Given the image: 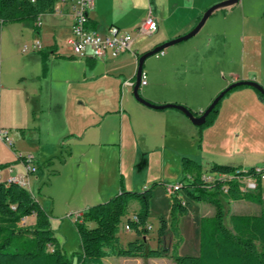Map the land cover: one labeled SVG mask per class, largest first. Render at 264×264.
I'll list each match as a JSON object with an SVG mask.
<instances>
[{
    "label": "crops",
    "instance_id": "0c3cea01",
    "mask_svg": "<svg viewBox=\"0 0 264 264\" xmlns=\"http://www.w3.org/2000/svg\"><path fill=\"white\" fill-rule=\"evenodd\" d=\"M222 1L95 0L89 12L90 28L106 34L116 26L134 38L131 52L101 61L73 54L70 40L77 0H58L55 13L39 18V32L22 22L0 23L1 102L5 98L20 107L16 122L4 125L0 121V127L23 130L11 144L0 142V164H10L0 170V181L15 178L26 188L40 183V177L26 174L19 157L32 153L38 165L52 160L50 167L60 164L53 170L54 177L69 179L79 187L80 215L108 201L122 185L127 190L140 180L148 188L151 184L142 177V170L149 164L165 170L177 159L181 167L182 157L190 156L206 161L208 167L217 164L247 170L263 165L260 156L237 157L231 149L221 150L218 159L203 157L200 150L212 127L200 136L183 113L148 108L135 100L133 87L125 86L136 80L141 55L189 33L210 7ZM150 14L158 25L152 36L138 32ZM37 41L40 49L34 47ZM163 53L157 67L149 69L150 82L139 90L153 104L183 105L199 116L234 82L255 81L264 87V0H239L215 11L190 41ZM213 74L217 81L210 87L199 89L190 81L191 76L207 80ZM222 125L232 129L224 130ZM213 126L226 144L241 135L263 140L264 102L253 88H236L223 99ZM192 143H196L194 152ZM34 222L32 216L22 224Z\"/></svg>",
    "mask_w": 264,
    "mask_h": 264
},
{
    "label": "trees",
    "instance_id": "16d2710c",
    "mask_svg": "<svg viewBox=\"0 0 264 264\" xmlns=\"http://www.w3.org/2000/svg\"><path fill=\"white\" fill-rule=\"evenodd\" d=\"M57 2L58 0H0V23L22 22L39 32V18L55 13ZM255 91L264 102V97ZM223 99L207 117L206 123L197 127L200 136L205 128L215 123ZM22 158L21 156L18 160ZM51 165L52 160H49L39 164L38 168ZM9 166L10 164H0V170ZM181 168L184 178L176 183L179 187L170 194V217L173 226L176 224L177 235L179 220L189 212L180 192L195 202H211L215 213L201 218L199 255H170L174 264H264V197L261 182L259 181L256 190L244 191L235 179L207 181L204 177L208 174L232 175L237 170H244L212 164L209 173H205L200 163L186 156L181 159ZM247 170L252 171L253 168ZM158 185L163 183H153L142 192L126 190L122 185L120 191L108 201L91 206L76 216L75 227L81 251L74 254L71 260L55 238L47 212L33 194L17 182L0 181V264H104V260L112 256L147 260L166 258L169 256L167 249H151L145 240L151 201ZM241 200L261 206V212L258 215L232 214L228 226L225 223L227 205ZM133 201L139 204V211L134 218L127 220V227L137 238L124 248L120 245L118 234L122 219ZM32 216H35L34 224H22L24 219ZM92 223L94 227L90 226ZM166 228V222L161 219L159 242Z\"/></svg>",
    "mask_w": 264,
    "mask_h": 264
},
{
    "label": "rangeland",
    "instance_id": "374dc122",
    "mask_svg": "<svg viewBox=\"0 0 264 264\" xmlns=\"http://www.w3.org/2000/svg\"><path fill=\"white\" fill-rule=\"evenodd\" d=\"M65 35H67V32H65ZM26 39L30 40L31 37ZM190 40H187V42ZM159 59L160 58H158L157 55H154L145 61L144 73L148 74V82H150L149 69H151L152 67L156 68ZM202 79L203 78H201L200 76L190 77L191 83L193 85H196L199 89L204 87H210L211 85H213V83L217 81L215 74H213L212 76L209 75L207 80ZM141 90H143L142 87ZM226 97L224 99H226ZM18 108H20L18 105L14 104L12 101H7L5 98L1 102L0 96V121L4 125L15 123V117L19 113ZM11 109L15 110V112H12ZM213 125L205 128V130H207L212 127V129L209 130L211 131V133L208 132L207 134V144H204L202 149L200 150V153L203 157H207L210 159H218L220 158V156H222L220 153L221 150L226 151L231 149L237 151V157H243L244 155H247L248 157L260 156L264 159V139L255 140L252 138H246V136L241 135L239 140L233 139L231 141L229 139L232 143L226 144V142H221V139L218 137L217 134L218 129ZM221 128L224 130L232 129L224 128L223 125ZM1 130L5 132L8 140L11 142H14L16 134L21 135L22 133L20 130H13L9 127H0V131ZM195 144L196 143H192V146L190 147L191 152H194V150H196ZM29 146L30 145H26V147ZM27 155H32L37 158L32 153H26L25 156ZM55 159L59 160L58 158ZM40 160L41 162L44 161L43 159ZM197 162H200L201 165L207 168L205 169L206 171L204 170L205 173H209L210 167L212 165L208 167L209 164L205 163L206 161L198 160ZM114 164L115 165L113 167V171L115 174H117L118 164ZM59 165L60 164L56 163L55 167L38 168L35 173L30 175L26 173L28 176L32 175L41 178L40 183H32V185L27 186V189L33 194L35 198L41 201L40 205L44 208V210L49 216V220L54 231L55 238L58 240L63 252L67 255L69 259L72 260V256L81 251V242L79 234L75 227V219L78 212L77 210H79L78 207L81 204L76 196L79 187L75 185L74 181H71L66 178L54 177L56 174L53 170L54 168L59 167ZM120 174L121 173H119V175ZM126 176L128 178V175ZM143 176H146V179L150 181V184L164 182L163 185H158L154 189V202L148 220V234L146 235L145 240L147 242L148 247L151 249H167L169 256L166 257L164 260L159 261H151L149 259L147 260L141 258H125L112 256L105 259V264H174L173 260L170 258V255L198 256L200 253V221L203 216H212L215 213L214 205L209 201H192L191 199L183 195L182 192H180L182 199L186 202L188 206L189 212L187 215L181 217V219L179 220V233L177 235V233L175 232L176 224H174L173 226V221L170 217L171 198L168 194L166 186L168 185V182L170 186H174V183L171 182L177 183L179 180H182L184 178V174L182 173L179 161H177V159L174 160L167 166L165 170H161L156 166L150 168L149 164L148 166H145L142 170V177ZM165 180H167V183H165ZM141 182L142 181L140 180L134 181L132 184H130L131 188L127 190L135 192L144 191L146 188L142 187ZM262 194L264 197V181ZM261 209V206L246 200L232 202L227 205V217L225 219V223L228 226L230 225L229 218L232 214L258 215L260 214ZM138 211L139 204L136 201H133L129 205L127 215L122 219L118 237L120 245L124 248H126L130 242L136 240L137 238L136 234L127 228V220L129 218H134L135 213ZM161 219H164L167 228L165 234L162 236L161 241L159 242L158 232L161 227ZM94 226L95 225L92 223L91 227Z\"/></svg>",
    "mask_w": 264,
    "mask_h": 264
},
{
    "label": "built area",
    "instance_id": "2783aa9c",
    "mask_svg": "<svg viewBox=\"0 0 264 264\" xmlns=\"http://www.w3.org/2000/svg\"><path fill=\"white\" fill-rule=\"evenodd\" d=\"M94 1L95 0H77L74 5L72 35L70 40L73 54L80 58H93L101 61L107 57L117 58L124 53L131 52L134 42L132 34L122 31L116 26L109 27L106 34H102L89 27V12L94 8ZM157 30L158 25L150 14L141 28L138 29V32L152 36ZM34 47L40 49L41 42L37 41ZM24 50L27 49L25 48ZM163 54L162 51L158 53L157 56ZM134 84L135 81H127L125 86L134 87ZM146 84L147 76L143 72L141 76V87ZM0 140L11 144L3 130L0 131ZM22 157L21 162L26 173L28 175L35 173L38 170L36 158L32 155ZM204 178L207 181H213L215 179L220 181L235 179L241 184L244 191H252L258 188L259 181L263 184L264 164L253 168L252 171L244 170L240 172V170H237L235 174L232 175L208 174ZM10 181L17 182V179L10 178L8 182ZM178 187V185L168 186V194H172Z\"/></svg>",
    "mask_w": 264,
    "mask_h": 264
},
{
    "label": "water",
    "instance_id": "95a60500",
    "mask_svg": "<svg viewBox=\"0 0 264 264\" xmlns=\"http://www.w3.org/2000/svg\"><path fill=\"white\" fill-rule=\"evenodd\" d=\"M239 0H225L220 3L215 4L214 6L210 7L202 16L199 23L187 34L178 37L176 39H173L171 41H168L160 46L155 47L151 51H148L141 55L138 59V67H137V73H136V80L133 87V96L136 101L141 103L142 105L155 109V110H167V109H173L180 111L183 113L194 126L201 127L206 123L207 117L210 115V113L215 109V107L218 105V103L226 96L227 93L232 91L233 89L239 88V87H251L255 90H257L263 97H264V87L258 84L255 81H237L229 85L226 89H224L220 94L217 95V97L212 101V103L208 106V108L201 113V115L196 116L189 108L183 105L179 104H165V105H156L152 102L148 101L144 97L141 96L139 90L141 88V76L144 71V64L145 61L154 56L158 53L164 51L165 49L174 46L176 44L185 42L187 40H190L194 36H196L199 31L202 29V27L205 25L206 21L211 17V15L220 9L231 7L235 4H237Z\"/></svg>",
    "mask_w": 264,
    "mask_h": 264
}]
</instances>
